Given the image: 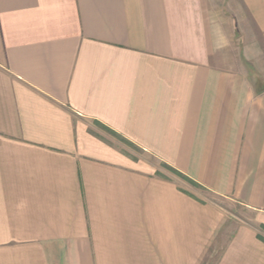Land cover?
Instances as JSON below:
<instances>
[{"label":"crops","instance_id":"obj_1","mask_svg":"<svg viewBox=\"0 0 264 264\" xmlns=\"http://www.w3.org/2000/svg\"><path fill=\"white\" fill-rule=\"evenodd\" d=\"M217 199L264 264V0H0V264H199Z\"/></svg>","mask_w":264,"mask_h":264},{"label":"rangeland","instance_id":"obj_2","mask_svg":"<svg viewBox=\"0 0 264 264\" xmlns=\"http://www.w3.org/2000/svg\"><path fill=\"white\" fill-rule=\"evenodd\" d=\"M217 201H219L221 205L226 207L236 218L231 217V219L228 220V223L224 226V230L221 232V235L219 237L220 241L218 243L217 242L212 243L210 247L212 251L211 252L207 251L206 256L203 257V259L199 264H214L217 261L221 248L226 243L228 236L230 235V233L233 232L235 224L240 220L243 221L251 220V216H252L251 212L244 209L243 207L237 204L223 201L222 199L220 200L217 199Z\"/></svg>","mask_w":264,"mask_h":264},{"label":"trees","instance_id":"obj_3","mask_svg":"<svg viewBox=\"0 0 264 264\" xmlns=\"http://www.w3.org/2000/svg\"><path fill=\"white\" fill-rule=\"evenodd\" d=\"M171 170H172L173 173H175L177 176L181 177L182 179H184V180H186V181L192 183V184L195 185V186L198 185L197 183H195L194 181H192V180L189 179L188 177L184 176V175L181 174L180 172H178V171H176V170H174V169H172V168H171ZM260 228H261V229H264V226H260Z\"/></svg>","mask_w":264,"mask_h":264}]
</instances>
